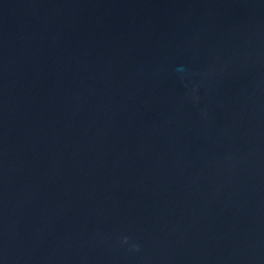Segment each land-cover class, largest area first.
I'll return each mask as SVG.
<instances>
[{
	"label": "water",
	"instance_id": "95a60500",
	"mask_svg": "<svg viewBox=\"0 0 264 264\" xmlns=\"http://www.w3.org/2000/svg\"><path fill=\"white\" fill-rule=\"evenodd\" d=\"M0 264H264V0H0Z\"/></svg>",
	"mask_w": 264,
	"mask_h": 264
}]
</instances>
